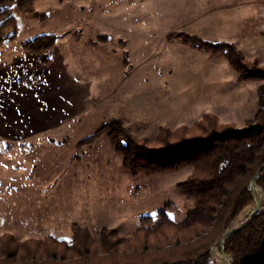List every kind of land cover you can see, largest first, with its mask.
<instances>
[{"label":"rangeland","instance_id":"obj_1","mask_svg":"<svg viewBox=\"0 0 264 264\" xmlns=\"http://www.w3.org/2000/svg\"><path fill=\"white\" fill-rule=\"evenodd\" d=\"M13 16L16 36L0 47V256H22L8 239L71 243L75 226L96 244L105 231L126 240L170 205L183 222L193 204L177 186L190 171L134 178L110 128L149 142L205 115L245 128L260 84L188 42L233 44L264 69V0H36ZM44 35L57 38L52 50H24ZM252 204L229 228L251 218ZM219 241L209 264L235 262Z\"/></svg>","mask_w":264,"mask_h":264},{"label":"trees","instance_id":"obj_2","mask_svg":"<svg viewBox=\"0 0 264 264\" xmlns=\"http://www.w3.org/2000/svg\"><path fill=\"white\" fill-rule=\"evenodd\" d=\"M35 2L0 0V47L16 36L13 13H31ZM56 40L50 35L39 36L27 42L24 50L39 56L52 50ZM188 44L225 57L240 82L260 84L259 109L246 127L222 125L205 115L192 126L162 129L154 142L138 141L119 126L109 131L125 170L134 178L190 171L177 186L193 204L186 219L176 222L170 218L168 213L176 211L170 205L155 224L152 217H143L141 226L126 240L115 239L114 231H105L96 244L89 232L78 226L73 228L71 243L50 236L35 243L8 239L7 244L22 256L3 254L0 264H209L210 249L254 201L251 182L264 165V69L246 63L233 44L199 38ZM259 182L264 188V176ZM122 247L125 250H120ZM224 248L234 257V264H264V211L232 235Z\"/></svg>","mask_w":264,"mask_h":264},{"label":"water","instance_id":"obj_3","mask_svg":"<svg viewBox=\"0 0 264 264\" xmlns=\"http://www.w3.org/2000/svg\"><path fill=\"white\" fill-rule=\"evenodd\" d=\"M264 169V165L262 166V168L259 170V172L257 173V175L255 176V178L253 179L252 181V185L254 182H256L257 184V188H259V184H258V180L260 179V174L261 172L263 171ZM251 190H252V187H251ZM253 191V190H252ZM254 194V198H255V201L252 205H254V213L253 215L251 216L250 219H248L247 221L241 223L240 225H236L234 227H231V228H228L226 230V232L224 233V235L222 236V238L220 239L219 241V245L221 246V248L224 250V244L225 242L232 236L234 235L235 233L239 232L240 230L244 229L245 227H247L254 219L255 217L257 216V214L259 213V208L261 206V203H262V199L261 201H258L257 200V197L255 195V193L253 192ZM230 260H231V263L230 264H233L234 260L232 257H230Z\"/></svg>","mask_w":264,"mask_h":264},{"label":"bare ground","instance_id":"obj_4","mask_svg":"<svg viewBox=\"0 0 264 264\" xmlns=\"http://www.w3.org/2000/svg\"><path fill=\"white\" fill-rule=\"evenodd\" d=\"M252 190L253 192L255 193L256 197H257V200L258 201H261L262 199V195L259 194V190L257 188V185H256V182L253 183L252 185ZM247 212V211H246ZM254 211L251 213V216L253 215ZM246 217H247V214H246Z\"/></svg>","mask_w":264,"mask_h":264}]
</instances>
